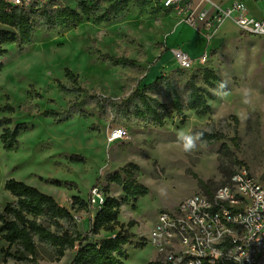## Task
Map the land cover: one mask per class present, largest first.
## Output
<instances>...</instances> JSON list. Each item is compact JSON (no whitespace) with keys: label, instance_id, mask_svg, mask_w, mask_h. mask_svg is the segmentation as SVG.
<instances>
[{"label":"rangeland","instance_id":"374dc122","mask_svg":"<svg viewBox=\"0 0 264 264\" xmlns=\"http://www.w3.org/2000/svg\"><path fill=\"white\" fill-rule=\"evenodd\" d=\"M76 1L39 3L75 7ZM243 2L251 15L264 13L262 5L252 0ZM39 3L29 0L25 5L29 10ZM179 23L173 12L156 8L149 0H129L128 10L109 22L94 23L85 18L65 29H38L28 45L8 47L0 68V119L10 118V127L25 123L27 129L18 135L10 151H4L0 143V209L13 200L4 190V183L14 178L52 196L77 217V230L84 234L95 212L91 207H72L71 198L78 196L87 201L92 187L107 186L106 174L131 167L137 182L146 187L145 195L133 202L115 184L110 185L108 195L121 203L120 222L134 223L130 232L135 238L126 247L128 258L123 264H147L160 258L147 242L158 213L173 210L193 193L204 192L197 180L214 190L243 166L264 187V35L242 33L229 20L204 37L203 63L198 62L200 55L192 58L195 62L191 69L182 70L169 57L168 67L155 76H169L174 92L183 100L187 97L188 78L196 76V83L207 93L210 112L205 115L184 108V120L180 122L162 89L157 98L170 111L162 127L142 120L101 118L89 106L83 108L89 115L71 113L67 119L58 120L85 95L77 92V96L70 90L73 85L65 69L78 77L77 87L89 95L125 97L136 87L141 88L143 82L155 79L147 80L149 69L169 50L165 39ZM187 41L185 51L194 54L203 50L201 38ZM205 67L224 82L225 92H215L201 82ZM48 110L59 116L42 114ZM115 127L124 129L125 135L109 142L107 133ZM234 128L237 145L230 140ZM198 130L218 132L224 137L200 140ZM188 136L193 137L195 146L185 150L184 138ZM71 155H79L84 161H72ZM109 235L112 233L100 232L92 238ZM6 248L0 239V264H69L74 254V250H67L55 260L48 248L39 247L35 259L4 261L1 249Z\"/></svg>","mask_w":264,"mask_h":264},{"label":"trees","instance_id":"16d2710c","mask_svg":"<svg viewBox=\"0 0 264 264\" xmlns=\"http://www.w3.org/2000/svg\"><path fill=\"white\" fill-rule=\"evenodd\" d=\"M35 4L40 0H33ZM129 8V0H77L75 7L61 6L57 3H39L36 8L27 7L24 3L11 4L0 0V68L2 59L8 52L9 46L21 48L32 41L33 33L38 29H65L80 24L83 19H91L94 23H106L123 15ZM65 76L72 83V92L85 93L84 97L76 100L72 111L63 114L59 121L67 119L71 113L89 115L83 108L91 107L101 118L112 116L114 118L148 121L152 125L162 127L170 116V111L165 104L157 98L163 89L170 97V109L184 120L183 110H193L197 115L210 112L207 104L206 92L196 83L197 77L191 75L186 83L187 97L182 99L174 92L170 77L160 75L152 82L143 84L127 96L113 99L98 93L88 94L80 90L78 77L69 69H65ZM201 82L215 92L227 90L224 82L211 68L205 67L202 71ZM210 95V93H209ZM43 115H56L52 110L44 111ZM61 115V113H60ZM11 119H0V143L4 151H10L17 144L18 135L27 129L25 123H17L10 127ZM237 124V119L234 117ZM234 137L230 140L237 145V130L234 128ZM200 140L217 141L224 136L218 132L198 130ZM72 161H84L79 155H71ZM130 166V165H129ZM234 173V172H233ZM232 173V174H233ZM230 174L228 178L232 175ZM227 178V179H228ZM226 179V180H227ZM104 181L107 186L102 188L105 200L102 206L95 211L87 232L80 233L73 214L64 206L59 205L55 199L36 187L23 181L9 178L4 183V190L13 198L0 209V239L7 245L1 249L3 260L35 259L39 247L48 248L55 260H60L65 251L74 250L69 264H123L128 258L126 247L132 245L135 238L130 232L133 222H120L118 219L120 201L109 196V187L112 184L119 186L122 192L135 202L146 193V187L137 182L134 171L130 168H121L119 171L106 174ZM198 185L205 193L211 191L204 182L197 180ZM58 186L57 181H51ZM216 189V188H215ZM214 189V190H215ZM72 207L78 210H88L87 201L73 196ZM100 232H109L112 235L93 239ZM147 264H162L158 260L149 261Z\"/></svg>","mask_w":264,"mask_h":264},{"label":"built area","instance_id":"2783aa9c","mask_svg":"<svg viewBox=\"0 0 264 264\" xmlns=\"http://www.w3.org/2000/svg\"><path fill=\"white\" fill-rule=\"evenodd\" d=\"M5 1L16 5L29 0ZM149 1L173 12L204 37L227 20L242 33L264 35V14L260 18L249 15L241 0L227 6L212 0ZM253 1L264 5V0ZM172 54L178 68L193 67L194 59L180 48H173ZM205 58L206 54L198 62ZM124 135V129L115 127L107 139L111 142ZM105 196L99 186L92 187L87 202L94 212ZM147 242L160 254L162 264H264V187L242 166L210 194L193 193L173 210L160 211Z\"/></svg>","mask_w":264,"mask_h":264},{"label":"crops","instance_id":"0c3cea01","mask_svg":"<svg viewBox=\"0 0 264 264\" xmlns=\"http://www.w3.org/2000/svg\"><path fill=\"white\" fill-rule=\"evenodd\" d=\"M212 1L216 2V3H220V4L224 5V6H227L234 0H212ZM241 1L243 2V0H241ZM252 2L254 4L262 5L263 9H264V5L263 4L255 2L253 0H252ZM249 15H251V14L249 13ZM262 15L259 16V17L253 16V15H251V16H253L255 18H260V17H262ZM179 38H180V41H179ZM196 38H201V40L203 41V50L201 52H199V53H194V54H191V53L185 51L183 49V46L189 44V42L187 40L188 39H194L195 40ZM185 41H187V42H185ZM165 43H166V47L169 50H167L165 53L161 54L159 59H158V63H156L154 66L150 67L149 73H148V76H147V80H149V81L153 80L155 78V76L157 74H159V71H161L163 67H165V68L168 67V64H169L168 61L169 60H167V59L169 57H173V54L171 53L172 52L171 49L180 48L181 50L186 52L191 58H198L200 55L203 54V52L205 50V47H206V41L204 39V36L199 35V33L195 29L187 26L185 23H182V22L177 24V25H175L172 28L171 33L169 35H167V37L165 39ZM152 70H154V73H151ZM166 70L167 69H165V72L168 73ZM143 84H145V83L143 82Z\"/></svg>","mask_w":264,"mask_h":264},{"label":"clouds","instance_id":"9594fccd","mask_svg":"<svg viewBox=\"0 0 264 264\" xmlns=\"http://www.w3.org/2000/svg\"><path fill=\"white\" fill-rule=\"evenodd\" d=\"M185 142H184V149L185 150H190L192 149L195 145H194V139L192 136H188L186 138H184Z\"/></svg>","mask_w":264,"mask_h":264},{"label":"bare ground","instance_id":"6f19581e","mask_svg":"<svg viewBox=\"0 0 264 264\" xmlns=\"http://www.w3.org/2000/svg\"><path fill=\"white\" fill-rule=\"evenodd\" d=\"M0 185H2L1 182H0Z\"/></svg>","mask_w":264,"mask_h":264}]
</instances>
